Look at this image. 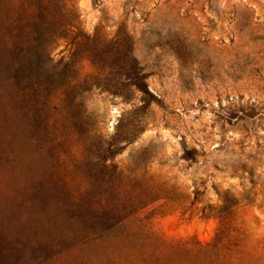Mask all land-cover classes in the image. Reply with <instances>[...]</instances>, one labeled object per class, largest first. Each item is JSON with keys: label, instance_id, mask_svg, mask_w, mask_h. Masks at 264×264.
Wrapping results in <instances>:
<instances>
[{"label": "rangeland", "instance_id": "obj_1", "mask_svg": "<svg viewBox=\"0 0 264 264\" xmlns=\"http://www.w3.org/2000/svg\"><path fill=\"white\" fill-rule=\"evenodd\" d=\"M64 1L66 91L0 128V264H264V0Z\"/></svg>", "mask_w": 264, "mask_h": 264}, {"label": "trees", "instance_id": "obj_2", "mask_svg": "<svg viewBox=\"0 0 264 264\" xmlns=\"http://www.w3.org/2000/svg\"><path fill=\"white\" fill-rule=\"evenodd\" d=\"M10 5L15 10L9 15L6 7ZM73 11L74 4L64 0H0V89L6 88V97L0 92V128L3 130H8L12 109L16 112L21 109L25 116L29 111H35V117L40 119L42 107L47 105L52 110L57 103L54 101L56 95L66 91L67 84L55 86L61 71H49L46 61L52 60L55 41L66 37L77 27L78 16ZM15 19L17 23L13 27L17 28L16 32L8 39L5 34L7 25L8 28L12 26ZM25 31L30 36L22 46L15 39ZM132 83L142 93L141 99L145 104L151 99L157 100L140 77ZM6 137H9L8 133ZM8 186L5 173L0 171V191L5 195L9 191ZM5 254L7 251L0 243V260Z\"/></svg>", "mask_w": 264, "mask_h": 264}]
</instances>
